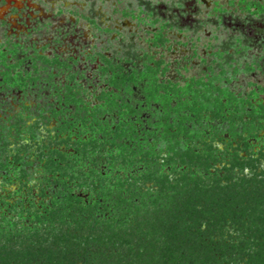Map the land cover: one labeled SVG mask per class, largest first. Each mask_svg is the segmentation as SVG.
I'll return each instance as SVG.
<instances>
[{
  "label": "trees",
  "instance_id": "16d2710c",
  "mask_svg": "<svg viewBox=\"0 0 264 264\" xmlns=\"http://www.w3.org/2000/svg\"><path fill=\"white\" fill-rule=\"evenodd\" d=\"M244 4L249 16H264V4ZM159 23L150 19L153 44L164 46L173 22ZM242 41L220 40L216 66L182 81L166 77L163 56L129 43L102 56L98 81L72 83L69 74L54 85L62 108L40 112L60 118L54 134L39 140L20 116L0 124L1 147L25 131L39 143L36 153L0 156V169L14 165L19 181L27 166L43 172L37 195L0 192V264H264V86L248 94L231 86L264 68V53L235 63L227 48L242 55ZM4 64L0 85L25 88L41 70L51 79L54 62L34 60L26 77ZM218 137L223 150L213 146ZM253 140L257 153L239 155Z\"/></svg>",
  "mask_w": 264,
  "mask_h": 264
},
{
  "label": "crops",
  "instance_id": "0c3cea01",
  "mask_svg": "<svg viewBox=\"0 0 264 264\" xmlns=\"http://www.w3.org/2000/svg\"><path fill=\"white\" fill-rule=\"evenodd\" d=\"M24 1L0 0V20L11 12L8 19L17 27V30L22 29L23 25H19L16 19H11V15L15 14L16 6L20 9L25 6ZM27 1V5L32 9V14H35V16L41 15L43 18H47L53 10L59 9V12L63 13L61 16L62 22H72L85 29L83 35L85 39L97 34L94 33L96 29L110 33V37L114 42L110 41L111 39H108L107 44L101 42L103 41L101 39L96 42V46L100 43L103 46L105 43V49L103 47L100 53L102 61V56L111 57L114 54L122 53V51L129 48L127 45L133 42L141 53L149 51L153 54L156 53L158 58L163 56L169 67L166 77L174 81L199 77L209 72L212 66H216V60L213 56L216 49H213V45L231 36L243 39L241 46L244 48V52L242 55H237L233 47L227 48L228 53L233 54L235 63H241L244 66L247 61L252 60V56L261 58L264 53V16H252L253 18H250L247 12L248 6L244 4L246 1L264 4V0ZM144 2L149 3L150 8L143 4ZM253 7V9L256 8V6ZM152 14H154V17L151 16ZM155 17L159 19L160 23L166 20L173 22V25L166 29L168 40L164 46L153 44V33L156 29L150 26V19ZM237 20L238 22L235 24ZM209 29L210 31H207ZM139 31H141V34H139ZM134 35H139L143 39L133 41L132 37ZM47 45L48 43H44L42 47ZM94 45L95 41L93 42V48ZM69 48L71 50V47L63 46L64 50L69 51ZM77 49L75 48V51ZM87 50H84L82 46L76 54L73 53L75 55L73 59H75L77 66L81 62V58L88 56L90 49ZM261 64L262 61L258 64L259 66L256 63L254 74L264 73ZM100 65H98V75L95 77L90 76L91 74L88 75L89 72L79 69L82 75L85 76L81 78L82 81L86 82L88 79L100 78ZM239 75L240 73L235 76V79L239 78ZM253 77L257 78L258 76ZM102 86H105V84H102Z\"/></svg>",
  "mask_w": 264,
  "mask_h": 264
},
{
  "label": "rangeland",
  "instance_id": "374dc122",
  "mask_svg": "<svg viewBox=\"0 0 264 264\" xmlns=\"http://www.w3.org/2000/svg\"><path fill=\"white\" fill-rule=\"evenodd\" d=\"M145 16V15H144ZM249 16V15H248ZM240 17H242V15H240ZM250 18H253L251 16H249ZM250 21V20H248ZM238 22V20L235 22V24ZM251 23V22H250ZM249 23V24H250ZM248 24V27H249ZM77 26L75 27V30L71 31V33L75 32L78 33V36L74 35H68L65 42L64 43V47H71V50L69 48L68 50H65L67 53H71L73 52L74 54H76L77 52L75 51V48H78L77 51H79L81 49V47L83 46V49H90V52L88 54L87 57L85 58H81V62L78 64V66H74L73 63V69L72 70H77V69H81L84 72H89L88 75L90 76H97L98 75V65H100L102 63L101 60V56L100 53L102 52V48L105 46V43H108V39H111L110 37V33L108 32H103V31H99L98 29L94 30V33L96 32L97 34H94L93 36L91 35L90 37H88L89 39H85L84 38V31L85 29L82 28V26L76 24ZM250 30V28H249ZM207 31H210L207 30ZM139 34H141V31H139ZM149 35V34H148ZM52 36V30L51 28H49L48 33H46V36H43L42 38L39 37V39H35L32 41L35 42H40L42 45L44 43H47V41L49 40L48 37ZM151 36V35H149ZM37 37V36H36ZM257 38V37H256ZM98 39H101L103 41L101 42H105L102 45H97L96 46V42ZM127 39V38H126ZM143 38H141L139 35L136 36L134 35L132 37L133 41H137V40H142ZM95 41V45L93 48V42ZM112 42H114V40H110ZM40 43H38V48L40 47ZM115 45V43H113ZM41 45V47H42ZM72 45V46H70ZM105 49V47H104ZM87 50V51H88ZM46 52V50L43 51V53ZM201 52V50H200ZM34 53V52H32ZM84 53V52H83ZM50 54V52H49ZM43 59H39L38 61V65L39 67L43 65ZM33 62V60H32ZM61 65V63H60ZM53 67V65L51 66V68ZM54 69L58 70V71H64L61 70V67H55ZM42 72V78L46 77V74L43 72V70H41ZM264 73H258L257 75L254 74V72L252 73H240L239 78L235 79V81H233L231 83V86L233 87V89H235L237 92H243L245 94H248L250 89H252L254 86L256 85H261L264 86ZM64 73H61V77H57L55 79H57V81L60 78H64ZM253 76H258L253 77ZM94 79V78H93ZM86 81V80H85ZM85 84L88 83V81L83 82ZM15 95H17V100L18 102L16 103V108H15V112H20L22 111L21 109L23 108V106L21 105L22 103H24V106L28 103L27 101H29V103L32 105V111H28L27 109H25L26 111L24 112V114H20V117L24 118L27 122V126H29L30 128H32V126L34 125V131L35 133H37L38 139L41 140L43 138H47L48 134H54L56 132L55 126L58 125V119L54 118V113L53 111H47L45 112V116L42 115L41 112V108H35L37 105H43L48 101H53L55 99V97L53 95H51V90L50 88L47 86L46 81H43V83H37L35 88L32 89H26L23 91H18L13 93ZM262 98H264V93H262ZM1 110V109H0ZM14 110L11 109V111L8 112L9 113H13ZM29 115V117L27 116ZM0 116H2V114H0ZM25 116V117H24ZM2 129H0V133H1ZM9 131L6 130L5 131V135H8ZM258 136H261L264 138V130H260L257 133ZM243 136H247L246 133H244ZM22 139L21 140H17L14 136L13 133H11V136L8 138L10 140V144L7 145V147H1V143H0V156L2 157L3 160H5L7 157H9V160H13L15 157L14 155L17 153V151L25 148L28 150V152H35L37 151V146H38V141L36 139H32L31 137V132L25 131L24 133H22ZM227 137V135L225 136V138ZM240 140H237L234 144L233 147H235ZM259 144L258 141L253 140L252 141V145L253 147L249 148V149H244L243 145L239 146V155H247L250 152L253 153H257L256 151L259 150L260 147H257V145ZM213 146L214 147H219L221 150H223L225 148V143L222 142L221 140H219L218 138H215V141H213ZM261 146V145H259ZM21 154V153H20ZM33 156H30V160H32ZM261 163L263 165L264 163V158H262ZM27 168V177L25 179H23L22 181H19V175L20 170L15 167L14 165H11V167L9 169H0V192L2 193L3 190L7 189L9 192H13L14 190L18 189L19 187L23 188V191L25 192V194H34L37 195V193L39 192V185L41 184V179H42V171H40L41 169L38 168V166H31V167H26ZM12 180H10V179Z\"/></svg>",
  "mask_w": 264,
  "mask_h": 264
},
{
  "label": "flooded vegetation",
  "instance_id": "af4514ba",
  "mask_svg": "<svg viewBox=\"0 0 264 264\" xmlns=\"http://www.w3.org/2000/svg\"><path fill=\"white\" fill-rule=\"evenodd\" d=\"M27 2V0L24 1L25 6L22 9L16 6L15 14L11 15V19H16L19 25H23L22 29L17 30V27L8 19L11 12L8 13L4 19L0 20V80L3 79V74L6 72L4 63L15 64L16 66L12 73L17 74L19 77H26L27 72L32 70V60H39V58H44V60L47 59L52 63L54 62V65L51 64L53 67L51 68L50 66V69L48 70V72L51 73L52 78L47 80V72H45V78H42L41 76V79L35 82H28V85L25 86V88L9 86L4 88V86L2 87V85H0V114H2V116H0V124H3L6 120L10 119V117H19L20 114L23 115L26 111L25 109L32 111V105L27 101L28 103L25 106L24 103L21 104L23 106L21 109L22 111L18 113L15 112V106L18 100L17 95L13 93L35 88L37 83H43V81H46L47 86L51 90V95H53L55 99L53 101H48L43 105H37L35 108H41L42 106L49 107L52 105V107H57L58 110H60L64 102L63 100H61V102L56 101L58 97L57 90L53 88L54 85L57 87L63 86L68 82L69 74H75V80H72V83H75L76 80H81L82 78V73L79 69L65 70L66 64L73 63L75 55L73 52L71 53L70 51V53H67L63 49V45L66 43L65 40L68 35L75 36L76 34V36H78V33H71V31L75 30L77 25L72 22H62L61 16L63 13L59 12V9L56 11L53 10L52 14L47 18H43L41 15L35 16V14H32V9L27 5ZM49 28L52 30V36L48 37V45L46 47L40 46L38 48L37 43L40 42L32 40H34V38L39 39V37L42 38L43 36H46ZM44 50H46V52L43 53ZM74 66H77V64H74ZM55 67H61V70L64 71H58L54 69ZM61 73H64L65 76L57 81L55 78L61 77ZM94 79H97L96 81H98L100 78ZM98 87L100 88L101 85L98 84ZM62 99H64L63 96ZM11 109L14 110V112L8 114ZM27 116L29 117V115ZM22 121L27 124L23 117Z\"/></svg>",
  "mask_w": 264,
  "mask_h": 264
},
{
  "label": "built area",
  "instance_id": "2783aa9c",
  "mask_svg": "<svg viewBox=\"0 0 264 264\" xmlns=\"http://www.w3.org/2000/svg\"><path fill=\"white\" fill-rule=\"evenodd\" d=\"M72 68H73V67H72ZM79 81H80V82H83V81H82V79H81V80H79Z\"/></svg>",
  "mask_w": 264,
  "mask_h": 264
}]
</instances>
